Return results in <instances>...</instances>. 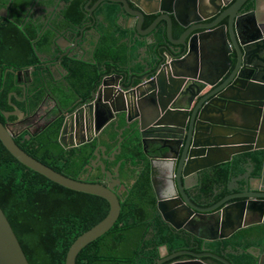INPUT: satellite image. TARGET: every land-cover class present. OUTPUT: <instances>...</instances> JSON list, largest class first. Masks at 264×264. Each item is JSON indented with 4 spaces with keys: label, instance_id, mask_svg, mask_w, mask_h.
I'll return each instance as SVG.
<instances>
[{
    "label": "water",
    "instance_id": "obj_1",
    "mask_svg": "<svg viewBox=\"0 0 264 264\" xmlns=\"http://www.w3.org/2000/svg\"><path fill=\"white\" fill-rule=\"evenodd\" d=\"M108 1L119 7L118 14L124 10L130 16L139 17L136 35H141L143 38L139 40L146 41V44L143 46V56L140 55L138 60L143 65L142 70H129V75L133 74L129 88L122 84L117 92L116 81L109 77L112 75L101 76L96 93L91 95L94 103L86 105L93 108L91 112L97 119L96 122L94 119L91 120L92 133L96 135L100 131L106 135V127L109 129V125L112 124V127L117 128L121 124L118 120L124 121L123 129L132 127L142 142L150 132H154L151 136L157 137L160 148L166 149L167 152L175 150L173 164L169 168L167 166L164 168H168L167 172L173 174L171 181L173 187L181 190L187 187L186 183L190 179L197 178L199 174L202 177L201 171L228 161L231 154L264 150V12L258 10L257 0H208L212 10L203 19L214 17V20L196 28L181 21L174 10V19L184 28L178 38L173 37L175 23L170 15L173 9L171 0H149L148 5L153 6L150 9L141 5L139 0H129L137 7L136 11L129 7L128 0ZM190 1L193 11H196L195 0ZM250 1L252 7L247 10L246 6ZM43 8L46 9V6ZM5 14L1 12L0 16ZM145 15L156 16L150 25L143 29ZM161 19L166 21L162 43L153 53H147L148 38H151L153 43L159 42L155 33ZM201 20L200 17L194 19ZM55 45L58 47L57 42ZM126 54L128 56L129 52ZM66 55L72 56L67 52ZM8 69L15 73L16 83L20 86H23L20 77L29 75L32 70H16L12 67ZM114 76L120 78L117 73H114ZM220 80L221 83L217 84ZM208 88L211 89L206 92ZM125 89L127 91L122 93ZM118 98L125 106L116 109L113 106ZM130 104L133 113L128 108ZM100 105L110 109L109 116H106V110ZM84 109H78L69 117H86L87 114H91ZM2 113L6 119L9 115L16 116L13 122L3 123L0 120V141L20 163L63 187L97 195L108 202L107 214L78 235L68 247L65 264H75L79 251L108 231L116 222L120 213V200L110 184L107 186L98 181L74 179L28 154L14 140V137L25 129L31 130L24 124L27 116L16 106L12 111ZM97 115L99 117H96ZM115 115H119L118 118ZM66 119L67 117L63 119L58 135V141L63 147L78 146L92 139L93 136L87 138L83 135L81 140H72L66 145L64 138L68 125ZM94 155L96 156L94 162L101 164L103 169L104 165L96 151ZM119 165L120 162L117 167ZM150 170L153 183L152 165ZM245 183L246 186H243L241 193L228 195L215 205L201 208L191 202L187 203L186 209L189 213L182 217V222L193 224V230L183 228L191 235L189 236L191 242L194 241V237H203L196 232L201 228L207 231L205 235H208L204 236L206 238L203 237L204 242L222 241L228 237L229 233L225 230L228 228L224 226L229 224V216L234 213L237 222L242 221L237 228L250 227V231H255L254 234L262 237L264 232H261L258 226L264 221L257 220L246 224L243 222L248 217L264 216V195L253 197L244 193L243 191L249 188L247 177ZM156 194L158 208L163 213L164 203L157 190ZM233 197L240 199L225 202ZM179 227L175 226L176 229ZM256 238L259 239V236ZM262 245L264 246V242ZM256 249L257 252L251 249L242 250L234 254L235 259H231L223 253L216 254L208 251V247H203V251L198 253L187 250L161 257L155 264H160L177 254H189L191 258L167 264H264V250L260 253L263 248ZM246 253L251 255V260L242 256ZM0 264H29L1 207Z\"/></svg>",
    "mask_w": 264,
    "mask_h": 264
},
{
    "label": "flooded vegetation",
    "instance_id": "obj_2",
    "mask_svg": "<svg viewBox=\"0 0 264 264\" xmlns=\"http://www.w3.org/2000/svg\"><path fill=\"white\" fill-rule=\"evenodd\" d=\"M61 3L67 4V6L65 4V7L70 11L69 15L72 19H77V17H75L76 10L72 6V4L79 3L81 5V17L78 21L79 23H75V26H67L64 30L58 29V24H60V22L62 23L65 20H69V17H66L63 14L62 9L64 6H60ZM139 3L141 5H144L148 9H150V7H153L151 5L145 4L144 0H139ZM128 5L129 7L133 8V11H136L137 7L134 5V3L128 0ZM43 6H46V9H44ZM250 6L251 3H248L246 6L247 10L250 8ZM224 7L225 6H223V8ZM47 9L51 10V13L45 14L44 17H46V15L47 17L44 18L43 21L48 28L56 31L61 35H63V33L66 35L67 32L73 33V30L77 29L79 30L80 34L76 37H81L82 34V39L80 38V40L79 38L74 37L76 38V41L74 40V42H72L74 46L72 48L70 46L71 49H67L66 51H59V53H57L56 61L52 60V57H50V63H46L45 60L38 61L39 58L36 59L32 64H28L22 67H16V64H13L11 62L6 63L7 69L11 67L16 70L32 69L29 75H23L22 78L20 77V82L23 86H20L16 83L15 73L12 72L14 76L13 84H15L17 88H19V90L17 91L22 93V97L29 91V89L33 87H35L36 89H43L46 93L42 102L37 106L35 110L24 111L25 116H27L25 118L24 124H27V127L31 129L30 131H28L27 129H25L24 131L28 132L29 134H31V132H39L44 130L56 119L62 117L63 119H65L67 117L66 120L68 125L64 134L66 145H69L72 140H81V137L83 135H85V137L87 138L93 136L89 142H95L96 144L94 145V149L92 151L93 158L88 165V172L89 174L95 176V179L99 180V182H102L107 186L109 184L111 185V189L117 194L120 200L121 209L123 206L122 203L126 202V196L132 185L137 184L138 188H140L142 185L141 182L144 181L142 178V174L143 172H146L147 179L145 180L147 182L148 188L145 193L139 190L137 194L139 203L151 200V204L147 209V214H144L141 219V221L146 222L149 226L148 233L144 238L151 239L155 235V230L158 229H163L164 233H168L172 236V243L167 242L157 246L158 257L154 259L153 264H155L159 258L170 256L176 252L192 250L198 253L203 251V247H208V251L212 252V248H210L203 239L204 236H208L205 235L207 231L202 228V230H197L196 232L203 237H194V241L191 242L189 237L191 235L187 233L185 229H183L184 227L192 230L194 229L191 222H182V217H185L189 213L188 209H186L187 203L191 202L196 207L201 208L212 206L228 195L241 193L243 190V186H246V177L249 180V188L247 190H244L243 192L248 193L253 197L256 195L259 196L260 194L264 195V150L260 149L231 154L228 161L213 165L201 171L202 177H200L199 174L197 176L198 179L196 177L192 178L190 182L192 183V186L183 188L182 190L173 187V184L171 183L173 174L167 172V169L174 162L173 160L175 159V150L167 152L166 149L160 148V144L157 143V137L151 136V134H153L154 132H150V135L146 136L144 138V141L142 142V140H140V136H138L135 131L132 130V127L123 129V127L125 126L124 121L118 120L120 121L122 126L120 125L121 127L119 126V128L115 129V135L117 136V138H119H116V140L114 141V147L106 151V145L99 142V139L105 138V134L100 131L96 135L92 133L90 129L91 120L94 119V122H96L97 119L91 112L93 108L86 106L88 104L94 103V99L91 95L93 93H96L98 86L100 85V79L95 84H93L92 81V86H90V77L83 71L86 69H93L94 64H92L91 62L97 61L95 59L96 56L104 55V57L102 58V63L99 64V69H96L94 72L98 73L100 75L99 77H107L109 75H112L113 79L116 81L115 84H117L115 86L117 87V92H119L120 86L122 84H124L125 87L129 88V84L131 83L132 79L131 77L133 76V74L129 75V70L140 71L143 68H134V65L136 63H139V56H143V46H139L140 44H143L142 41H140L143 37H141V35H136L137 31L135 30L137 28L139 17L130 16L126 14L127 12H125L124 10H122V12L118 14L119 7L108 0H29L28 2H26V0H0V12L6 13L4 16H0V23L3 20L8 22L11 21L12 23L17 25L20 24L19 26L21 27L22 23L17 21L16 14H18L19 17H22V15L26 14L24 20L26 22H29L30 17L27 16V12L32 11L34 13L36 11L42 10V13H44ZM110 13H112L113 15L107 16L108 14L110 15ZM150 16L151 15L144 16L142 22L143 25L146 24V26H148L154 20L155 17ZM37 19L38 18L34 17L33 21H36ZM53 19H56V21H58L59 23L55 24L53 22ZM38 21L40 20L38 19ZM86 23L93 25L97 29L96 32L98 37H100V42L107 38L113 39V35L119 36L121 33H125L126 36L122 38V42L125 43L124 45L126 48H122L118 51L123 54H126L129 51V55L127 56L126 54V60L115 61V59L112 58V52H105L104 54L102 52H99L101 46L99 45V47H97L98 40H94L93 38L90 39L83 35V26ZM9 24L11 23L9 22ZM100 25L101 27H103V29L105 28L103 32L99 27ZM175 27L176 24L173 31H175ZM142 28L141 30L144 29ZM22 32L24 31L22 30ZM133 35H136V37H133ZM66 36L63 35L64 39L69 40ZM34 42L35 44L33 45L35 54L39 55L40 52H37V46L41 41L35 40ZM30 43L32 46V40H30ZM25 45L23 46V50ZM133 46H138L139 48L134 51ZM16 47L18 48L19 45L17 44ZM88 47L90 48V50L91 48H93L90 58L89 56H87ZM58 49L60 50V47H58ZM139 50H141L142 52L140 53ZM66 52L68 54H72V56L68 57L66 55ZM63 57L65 59L63 60V62H61ZM44 59L47 60V55L44 56ZM109 63H112V65H109ZM127 63L128 65H126ZM55 64H58L60 67L58 65L54 67L55 70H53V77L51 66ZM44 67L47 68L46 71H44ZM8 71L11 72L9 69ZM114 73L120 75V78H118V80L116 76H114ZM22 79L24 81H22ZM82 89H85L84 93L88 91L89 95L84 97L82 93H80ZM210 89L208 88L206 92ZM126 91V89L122 90V93ZM12 92H14V90L10 92V95H12ZM66 95H69V97L70 95H72V99L68 104H65ZM122 106L125 105L121 103L118 98V100L115 101L113 107L118 109ZM102 107L104 110H106V116H109L110 109L108 107ZM80 108H85L84 110L91 114H87L86 117H69V115ZM128 108L130 112L133 113L131 104L128 106ZM115 116H117L118 118L119 115ZM96 117H99V115H97ZM15 120L16 116L14 120H11L10 118L7 119L8 122H13ZM62 125L60 127V130L62 128ZM132 137H137L139 139V147L137 146V142L136 146L134 147L132 145H129L128 150L130 152L125 151V148L122 150V145L126 143V141L128 142V144L132 143ZM70 147L71 146L69 145L67 148ZM95 151L99 155V160H101L104 165L103 169L101 167V164H99L97 161L94 162L96 159V156L94 155ZM122 152L129 153L126 158L130 162L133 161L131 163L132 165H128L129 167H126L124 169L122 167V163L120 162V159L122 157L118 158L120 154H123ZM254 154H256V156L258 157H261V165L259 167H257V162L255 160ZM219 159H222V157H219ZM112 162H114L115 164L111 165ZM119 162L120 165L117 167V164ZM151 165L154 171L153 183L151 180ZM165 166H167L168 168L165 169ZM224 171L227 172L225 182L223 181ZM125 173L129 174V178L132 179L128 180V177H124ZM237 176L243 178L237 179ZM114 179H116V181ZM144 183L145 181L143 182V186H145ZM252 189L255 191H252ZM156 190L162 198V202L164 203V206H162L164 208L163 213L158 208V198ZM238 199H240V197H233L225 202H232ZM257 220L264 221V216H262L261 218L258 216H255L254 218L248 217L244 220L243 224ZM241 222L242 221L234 222V224L232 225L233 227H236L240 225ZM175 226L180 227L176 229ZM224 228H226V226H224ZM170 243L172 244V246L169 245ZM153 248V246H147L145 247V250L152 252ZM189 258H191V255L189 254H177L174 257L161 262L160 264H167L171 261H183ZM203 258L210 259V257ZM229 258L233 259V257Z\"/></svg>",
    "mask_w": 264,
    "mask_h": 264
},
{
    "label": "trees",
    "instance_id": "obj_3",
    "mask_svg": "<svg viewBox=\"0 0 264 264\" xmlns=\"http://www.w3.org/2000/svg\"><path fill=\"white\" fill-rule=\"evenodd\" d=\"M250 3L252 5L251 1ZM72 6L76 10L75 17H81V5L74 3ZM4 21L0 23V120L3 123L7 119L2 111H12L14 106L23 112L33 111L46 95L43 89L33 87L22 97V93L17 91L19 88L13 84L14 76L8 71L6 63L14 61L18 67H22L35 62V58L33 61L27 60L34 53L33 47L27 43L24 50L21 45L13 50L8 49L14 45V41L9 39L13 30L8 25L9 22ZM20 34V31L16 32L17 38H20ZM112 54L115 61L127 58L126 54L118 50H114ZM13 90L15 93L10 95ZM87 95L89 92L84 94ZM65 97V101H68L69 95ZM8 118L14 120L15 116ZM62 121L63 117L58 118L44 130L32 134L23 131L14 140L28 154L64 175L99 182L88 172L96 143L63 147L58 142ZM254 157L259 167L261 157L256 154ZM113 164L115 163L112 162L111 165ZM226 177L227 172L224 171V182ZM142 178L145 186L144 181L140 188L137 184L132 185L126 202L122 203V209L120 206L116 222L79 251L75 264H153L158 257L157 246L171 242L172 236L164 233L163 229L155 230L151 239L144 238L149 226L141 219L147 214L151 200L139 203L137 199L139 190L145 193L148 188L146 172H143ZM0 207L29 264H65L70 244L78 235L99 222L109 209L104 198L63 187L26 167L7 151L1 141ZM147 246H153V251H146ZM242 256L251 260L249 254Z\"/></svg>",
    "mask_w": 264,
    "mask_h": 264
},
{
    "label": "crops",
    "instance_id": "obj_4",
    "mask_svg": "<svg viewBox=\"0 0 264 264\" xmlns=\"http://www.w3.org/2000/svg\"><path fill=\"white\" fill-rule=\"evenodd\" d=\"M28 1L29 0H26V2H28ZM144 3L147 4V5L150 4L149 0H144ZM171 3H172V8L173 9H172V12L170 13V15L173 18V22L176 24L175 31H173V37L174 38H178L180 36V34L182 33V31L184 30V28L180 27L178 25V23L176 22V20L174 19V16H175V11L174 10L177 11L181 21L188 23L189 25H191L190 27H192V28H196L197 26H203V25H205V24H207V23H209V22H211L213 20V17L207 18L205 20L203 19V17L206 16V15H209L211 13V10H212L211 9V5L208 3V0H195L196 11H193L192 2L190 0H171ZM65 4L61 3L60 6H64L63 9H62V12H63V14L66 17H69V20H65L64 19L65 21H63L62 23L60 22V24H58V27H59L58 29H62V30L66 29L67 26H75L74 24L75 23L78 24L79 23L78 21L80 19V17H77V19H72L70 17V15H69L70 11L67 10V8L65 7ZM257 4H258L257 5L258 10H260L261 12H264V0H257ZM66 6H67V4H66ZM250 7H252V6H250ZM51 10H52V8H51ZM51 10L47 9L44 13H42L43 12L42 10L41 11H36L34 13L32 11L27 12V16L30 17L29 22H26L24 20V17H25L26 14L22 15V17H19V15L16 14L17 21L22 23V25L20 27L19 26L20 24L17 25V24L12 23L11 21H9L11 23L9 25H10V27L13 30V33L10 35L9 39L14 41V45L8 47V49L9 50H13V49L17 48L16 47L17 44L21 45V46H24L27 43L28 45L31 46L30 40H32V42H33L32 46H33V51H34V45H33V44H35L34 41L35 40L41 41L40 44H38V46H37V52H40V54L37 55V54H35V51H34L33 54H31V55H29L27 57V60L33 61L34 58H35V60L39 58L38 61L45 60L46 63H50L51 62V61H49L50 57H52V60L56 61L57 60V53H59V51H61V50L66 51L67 49H71L74 46V44H72V42H74V40L77 38L76 36H78L80 34L79 30H77V29L73 30L74 34L72 32H67L66 33L67 36L63 33V35L66 36L69 39V40H67V39H64L63 35L58 34L56 31L48 28L47 25L45 24V22L43 21V19L47 17V15H46V17H44L45 14H47V13L50 14L51 13L50 12ZM111 15H113V14L110 13V15L108 14L107 16H111ZM155 16L156 15H151L150 17H155ZM34 17L38 18L40 21H38V19L36 21H33ZM199 17L202 19L201 21H194L195 18H199ZM109 18H111V17H109ZM53 22L55 24L59 23L58 21H56V19H53ZM165 23H166V21L161 19L159 21L158 25H157V31L155 33V36H156V39L159 41L158 43H156V42L153 43L152 39L148 38V43L146 45L147 46V53H150V54L153 53L155 50H157V47L159 45H161V43H162V32H163V30L165 28ZM99 27L102 29V32H103V30H105V28L103 29V27H101V25ZM146 27H147L146 24L143 25V28H146ZM22 30L24 32H22ZM96 30L97 29L93 25L88 24V23H86L83 26V35L85 37L90 38V39L93 38L94 40H98L97 47H99V45L101 46L100 49H99V52H102L104 54L105 52H113L114 50H120L122 48L123 49L126 48L125 45H124L125 43L122 42L123 41L122 38L124 36H126L125 33H121L119 36H114L113 35L112 36L113 39L107 38V39H105V40L100 42V37H98ZM17 31L21 32V34L19 35L20 38H17V36H16V32ZM74 37H76V38H74ZM55 41L57 42L58 47H60V50L55 45ZM142 43H144L142 46H145L146 41H142ZM70 46H71V48H70ZM108 48L110 49V51H107V50H109ZM92 49L93 48H91V50H90V48L88 47V55L87 56H89V58H90V56L92 54ZM94 50H95V48H94ZM139 51L141 53L143 51V48H142V51L141 50H139ZM205 51L206 50H204V52ZM209 54H211V53L209 52ZM45 55H47V60L44 59ZM103 57H104V55L96 56L95 59L97 61L96 62H91L92 64H94L93 65V69H88V70L86 69V70L83 71L86 74H88L89 77H90L89 78L90 86H92V81H93V84H95L101 78V77H99L100 75L98 73L94 72V71L96 69L97 70L99 69V64L102 63V58ZM112 58H114L113 54H112ZM64 59L65 58L63 57L61 62H63ZM211 61H213V60H211ZM29 64H31V62H29ZM57 65L55 64V65L51 66L52 74L54 73L53 70H55L54 67L57 66ZM109 65H112V63H109ZM142 67L143 66L140 63H136L134 65L135 69H141ZM43 69H44V71L47 70L46 67H44ZM53 77H54V74H53ZM109 77H112V76H109ZM117 80H118V78H117ZM222 80H220L217 84L221 83ZM99 84H100V82H99ZM84 91H85V89H82V91H80V93H82L83 96H84V94L88 93V91L85 92V93H84ZM84 97H86V96H84ZM71 99H72V95H70L68 101H66L65 103L68 104L71 101ZM109 126H110L109 129H108V127H106L107 131H106L105 138L99 139L100 143H103L104 145H106V147H107L106 151L108 149H111L112 147H114V145H115L114 141L117 138V136L115 135V132H116L115 129L119 128V126L117 128L112 127V124L109 125ZM109 130H111V132ZM138 141H139L138 138L134 139L132 137V143L128 144V142L126 141V143H124L122 145L121 149L123 150L125 148V151L130 152L128 150L129 145H132L134 147V146H136V143ZM138 143H137V146L139 147ZM122 153L123 154H120L118 156V158L122 157L120 159V162L122 163V167L124 169L126 167H129L128 165H132L131 163L133 161L130 162V161L127 160L126 156L129 153H125V152H122ZM125 176L128 177V180L132 179V178H129L130 175L127 174V173L124 174V177ZM236 178L238 179L240 177L237 176ZM190 182H191V179L186 183L187 187H185V188H188L189 186L190 187L192 186L191 185L192 183H190ZM234 216L236 217L235 213L232 214L231 217L229 216V224L227 223L225 225L228 228L227 229V233H229L228 237L222 239V241H208L207 239H205V240H207V241H205V243H207V245L210 248H212L211 249L212 252H214L216 254L223 253L227 257H234L235 258L234 254H236V253H238V252H240L242 250L251 249L252 251L254 250L255 252H257L256 248L257 247H261L263 249L260 250V253H263L261 251L264 250V246L262 245L263 242H264V233H263L262 237L260 238L259 234H254L255 231H250L251 230L250 227L249 228L248 227H242V226L239 227V228H237V226L233 227L232 224H234V222L238 221V219H235ZM254 217L255 216H252L250 218H254ZM251 222H254V221H251ZM230 226H232V228ZM232 229H234V230H232ZM258 229L261 230V232H264V230H263L264 229V223H261L258 226ZM258 236H259V239L256 238ZM246 254H248V253H246ZM250 257H251V255H250Z\"/></svg>",
    "mask_w": 264,
    "mask_h": 264
},
{
    "label": "rangeland",
    "instance_id": "obj_5",
    "mask_svg": "<svg viewBox=\"0 0 264 264\" xmlns=\"http://www.w3.org/2000/svg\"><path fill=\"white\" fill-rule=\"evenodd\" d=\"M144 44V43H143ZM143 44H140L139 46L141 47ZM139 47L138 46H133V50L135 51V50H137ZM11 63H13V64H16V63H14V61H11ZM18 65H16V67H17Z\"/></svg>",
    "mask_w": 264,
    "mask_h": 264
}]
</instances>
